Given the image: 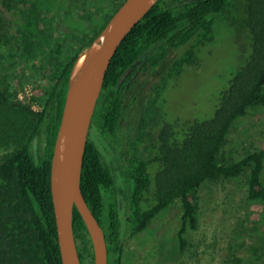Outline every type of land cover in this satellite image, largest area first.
Returning a JSON list of instances; mask_svg holds the SVG:
<instances>
[{
  "label": "trees",
  "instance_id": "1",
  "mask_svg": "<svg viewBox=\"0 0 264 264\" xmlns=\"http://www.w3.org/2000/svg\"><path fill=\"white\" fill-rule=\"evenodd\" d=\"M123 1L0 0V73L5 62L23 69L39 64L47 80L42 92L32 97L37 105L16 97L7 83L14 79L12 73H5L0 85V264H62L50 162L67 84L79 52ZM162 1L128 32L109 63L91 120V127L95 123L101 133L111 135L116 129L123 91L134 84L139 70L152 71L169 49L183 47L170 60L169 72L162 74L157 84L161 91L166 76L194 62L197 46L213 39L219 21L248 31L249 52L219 91L210 116H164L148 152L133 150L124 168L128 192L116 186L111 168L88 136L80 184L104 231L108 264L124 263L119 201H126L127 225L130 234L137 235L177 198L181 212L175 241L182 253L189 247L188 232L199 224L197 194L204 182L238 177L248 169L247 198H264V152L247 151L238 160L224 156L235 121L251 108L264 107V0ZM153 47L156 51H149ZM36 139H41L37 154ZM73 230L81 263L93 264L91 241L76 208ZM249 248L250 256L233 255L234 264H264V244L251 243Z\"/></svg>",
  "mask_w": 264,
  "mask_h": 264
},
{
  "label": "rangeland",
  "instance_id": "2",
  "mask_svg": "<svg viewBox=\"0 0 264 264\" xmlns=\"http://www.w3.org/2000/svg\"><path fill=\"white\" fill-rule=\"evenodd\" d=\"M188 1L193 0H163L162 3ZM183 49L171 48L152 71L137 72L134 84L123 91L121 116L111 135L101 133L95 123L89 129V137L111 168L116 186L125 192H128L125 164L133 150L148 152L156 140L162 117L205 118L212 114L219 91L249 52L248 31L225 20L216 23L213 39L197 46L194 62L185 64L179 73L171 72L166 76L165 86L160 91L157 84L162 74L169 72L170 60ZM149 51H156V47ZM4 67L0 85L5 73H12L14 79H8L7 83L16 90V97L37 105L32 97L40 94L47 84L44 68L39 64L26 69L21 65L11 68L9 62H5ZM40 149L41 139H36L34 153H39ZM259 150L264 152V107L261 106L251 108L235 121L227 135L224 156L238 160L247 151ZM247 174L248 169L238 177L208 180L201 185L197 194L199 224L188 232L189 247L182 253L178 252L175 241L181 212L177 198L137 235H131L127 225L126 201H119L123 264H234V254L250 256L251 243L255 247L264 244V198H247ZM150 188L153 189V183ZM243 240L246 242L241 247Z\"/></svg>",
  "mask_w": 264,
  "mask_h": 264
},
{
  "label": "water",
  "instance_id": "3",
  "mask_svg": "<svg viewBox=\"0 0 264 264\" xmlns=\"http://www.w3.org/2000/svg\"><path fill=\"white\" fill-rule=\"evenodd\" d=\"M156 2L124 0L73 64L50 162V189L62 264H82L73 230L74 208L88 232L93 264H108L104 231L81 190L83 155L109 63L124 37Z\"/></svg>",
  "mask_w": 264,
  "mask_h": 264
},
{
  "label": "bare ground",
  "instance_id": "4",
  "mask_svg": "<svg viewBox=\"0 0 264 264\" xmlns=\"http://www.w3.org/2000/svg\"><path fill=\"white\" fill-rule=\"evenodd\" d=\"M83 56L79 59L78 63H77V67L79 66L81 60H82Z\"/></svg>",
  "mask_w": 264,
  "mask_h": 264
},
{
  "label": "flooded vegetation",
  "instance_id": "5",
  "mask_svg": "<svg viewBox=\"0 0 264 264\" xmlns=\"http://www.w3.org/2000/svg\"><path fill=\"white\" fill-rule=\"evenodd\" d=\"M90 129H91V126H90Z\"/></svg>",
  "mask_w": 264,
  "mask_h": 264
}]
</instances>
